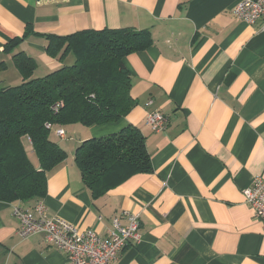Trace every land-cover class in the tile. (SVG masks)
<instances>
[{"label": "crops", "instance_id": "1", "mask_svg": "<svg viewBox=\"0 0 264 264\" xmlns=\"http://www.w3.org/2000/svg\"><path fill=\"white\" fill-rule=\"evenodd\" d=\"M240 0H0V69H15L12 54L36 59L42 76L61 66L46 52V35L130 27L153 42L124 58L137 105L124 118L63 126L51 139L67 157L47 173L43 197L0 199V264H68L42 234L21 238L13 208L39 201L51 217L105 235L124 210L140 218L141 238L116 264H264V224L243 190L264 177V30L233 13ZM32 32L13 53L9 40ZM11 65H13L11 67ZM40 72V73H39ZM160 110L167 127L153 131L146 117ZM138 126L153 170L137 173L93 198L75 161L86 139ZM27 153L39 158L31 139ZM126 223V219H122Z\"/></svg>", "mask_w": 264, "mask_h": 264}, {"label": "trees", "instance_id": "2", "mask_svg": "<svg viewBox=\"0 0 264 264\" xmlns=\"http://www.w3.org/2000/svg\"><path fill=\"white\" fill-rule=\"evenodd\" d=\"M31 32L9 40L4 52L13 53ZM45 37L46 52L60 67L40 76L35 72L36 59L19 51L12 59L23 80L18 85L0 81L1 200L45 195L48 171L67 157L66 150L51 139L52 132L76 122L85 126L114 122L132 111L137 101L130 93L132 80L123 60L153 42L150 31L130 27ZM5 67L0 60V69ZM27 137L40 167L27 153ZM75 161L93 198L134 174L153 170L146 136L131 123L116 133L81 142Z\"/></svg>", "mask_w": 264, "mask_h": 264}, {"label": "built area", "instance_id": "3", "mask_svg": "<svg viewBox=\"0 0 264 264\" xmlns=\"http://www.w3.org/2000/svg\"><path fill=\"white\" fill-rule=\"evenodd\" d=\"M233 13L249 24L260 22L264 30V0H240ZM61 105V102L57 103L53 108L57 110ZM146 121L153 131L160 132L167 127L169 118L160 110H152ZM55 132L61 137L66 136L63 127ZM243 194L256 218L264 224V177H255ZM13 214L20 223L18 234L21 238L42 234L47 243L54 244L66 254L68 264H116L126 246L141 238L139 215L127 210L113 218L104 236L93 229H81L63 218L51 217L41 201L33 208L16 205ZM123 218L126 223L122 222Z\"/></svg>", "mask_w": 264, "mask_h": 264}, {"label": "rangeland", "instance_id": "4", "mask_svg": "<svg viewBox=\"0 0 264 264\" xmlns=\"http://www.w3.org/2000/svg\"><path fill=\"white\" fill-rule=\"evenodd\" d=\"M13 65H11V67H12ZM15 70V69H14ZM13 69H10L9 68V70L7 71V72H5L4 74L6 75V79L8 80V82L7 81H3V83L5 84V85H7V84H10V85H18L19 83H21L20 82V80L18 81V80H15L14 78L16 77L15 76V72L16 71H14ZM37 73V72H36ZM40 73V72H39ZM38 74V73H37Z\"/></svg>", "mask_w": 264, "mask_h": 264}]
</instances>
